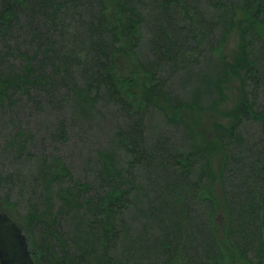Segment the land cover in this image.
I'll return each mask as SVG.
<instances>
[{"label": "trees", "instance_id": "obj_1", "mask_svg": "<svg viewBox=\"0 0 264 264\" xmlns=\"http://www.w3.org/2000/svg\"><path fill=\"white\" fill-rule=\"evenodd\" d=\"M235 31L230 62L218 52ZM14 38L23 42L12 47ZM0 40V118L25 107L19 97L32 90L48 104L73 102L86 120L99 106L115 108L109 144L97 156L98 185L74 179L61 158L43 157L25 214L0 196L34 264H226L214 227L215 149L231 188L228 241L243 263L264 264V0H0ZM12 51L23 68L7 62ZM118 59L132 66L130 77L120 76ZM207 66L219 68L218 79L190 98L192 70ZM234 83L235 103L223 113L229 123H214L207 140L181 115L218 113ZM153 113L165 129L146 124ZM248 122L261 126L255 143L245 136ZM26 134L17 129L4 154H29L35 144ZM59 134L65 138L63 125ZM8 182L18 184L0 172V185ZM11 237L0 231L6 260L19 264Z\"/></svg>", "mask_w": 264, "mask_h": 264}, {"label": "rangeland", "instance_id": "obj_2", "mask_svg": "<svg viewBox=\"0 0 264 264\" xmlns=\"http://www.w3.org/2000/svg\"><path fill=\"white\" fill-rule=\"evenodd\" d=\"M19 40L23 42V39ZM19 40H15L14 38L13 42L11 44L9 43V45L16 47ZM147 42L148 41L145 38L143 41V56L145 58L150 57L147 52ZM3 45L5 44L2 40H0V55L5 54L4 51H6V46ZM238 45L239 34L235 31L229 37L227 43L222 47L218 54L225 58V60L231 62L237 51ZM11 53L6 58L7 62L17 69L23 68L26 65V60L21 58L16 51H12ZM131 67L132 66H129L125 61L118 59V72L121 77H130ZM4 68L5 67L3 66V69ZM218 71V67L209 68L207 66L206 69L203 67L194 68L190 75L194 80V82H191L194 87H184L188 93H191L190 98H192V95L198 87L204 90L205 88H212L214 86V82L219 77ZM197 76H200L199 80L197 79ZM77 78L79 79V76H77ZM234 85L235 83L231 87L230 91V103H228L226 107L221 109L218 113H183L181 117L189 123L199 135L207 140L213 141V124L217 122L226 124L229 123V121L224 119L223 113L231 108L235 103L237 89ZM169 89L174 93V95L180 94V88L177 83H172ZM63 94L64 91L62 92V95ZM138 97L140 98L139 95ZM45 99L46 95L42 91L38 90L30 91L27 96L20 95L19 100L21 101L19 102V105H23L25 107H14L7 117L5 116L0 118V172L3 177L11 175L12 179L18 182L16 185L11 182H8L10 185L6 183L0 185V196L7 194L10 196L12 201L18 202V209L22 214L27 212L30 202V198L27 193H29L32 188L31 183H34L35 178H33V176L38 175L43 157L55 156L61 158L70 169L71 175L74 179L83 182L88 181L91 185H98L99 180L96 176L97 156L99 155V152L104 151V149L108 146L113 124L115 123L114 119L110 117V114L115 112L113 111L115 110L113 107H108V112V109H104L99 106L98 112L93 111L91 119L88 118L86 120L81 116V114H78V112L75 113L72 110L75 106L73 102L64 101L61 103V101L60 106V103L57 101H53L51 104H48V101ZM37 101L42 105L36 107L35 103ZM5 110H8V107H6ZM108 113L109 115H107ZM152 117L154 120L150 121L149 119L148 122L146 121V124L149 123L155 128H157V126L160 128L166 126L163 118L157 113H153ZM60 125L65 127V138H62L59 134ZM17 129L19 131L26 130V136H32V140L35 144V148H30V144L29 154H24L20 159H14V157L9 158L4 154L9 138L16 135ZM243 130L246 134L245 136L249 137L247 139L254 143L259 139V135H261V126L259 124H255L254 122L246 123ZM209 150H212V147H210L208 151ZM221 158L220 150L215 149L212 164L217 174L216 185H214L215 197L217 200V208L214 214L216 237L224 252L226 264H245L233 250L227 238L228 214L225 206V194L227 191L229 192L231 188L230 183L221 180L223 165ZM122 159L127 161L124 155H122ZM137 174L140 180L139 182L142 185H145L146 181L141 179V172L138 171ZM193 208L195 211L196 209L202 210L201 206H194ZM134 211L135 209L133 208L132 213ZM132 213L130 212L127 214V221H132ZM16 218L17 217L11 216L0 204L1 234L2 231L4 232V235L5 233H10L9 231H11L12 233L10 234L12 236H18V238L23 237L22 242H24L25 251L28 254L30 252L29 260L27 259V262L29 264H34L32 256L30 257V255H32V247L29 239L25 234H22L23 231L20 227V222H17V224L14 221V219L17 220ZM4 224H7V226ZM135 225L136 227H139L138 224ZM1 240L2 239L0 238V241ZM0 255V263L2 260L7 262V256H5L1 248Z\"/></svg>", "mask_w": 264, "mask_h": 264}, {"label": "water", "instance_id": "obj_3", "mask_svg": "<svg viewBox=\"0 0 264 264\" xmlns=\"http://www.w3.org/2000/svg\"><path fill=\"white\" fill-rule=\"evenodd\" d=\"M9 231V230H8ZM10 233H12L11 231H9ZM10 233H5V235H9V236H12ZM2 239V238H1ZM11 239H13V240H15V241H13V242H15V244H16V246H15V248H16V250L18 251V252H20L19 253V259H20V261H19V264H29L28 262H27V259L29 260V254L25 251V247H24V249L22 248V246H23V244H24V242H22V244H20L19 243V238H18V236H12L11 237ZM5 240H6V238H5ZM23 240V237H21V241ZM8 241H11V240H8ZM0 245H1V249H2V251H6V249H5V244H4V239H2L1 241H0ZM19 249V250H18ZM1 256V255H0ZM1 260H2V257H1ZM1 263L2 264H10V263H8V261L6 262H4V260H2L1 261Z\"/></svg>", "mask_w": 264, "mask_h": 264}]
</instances>
